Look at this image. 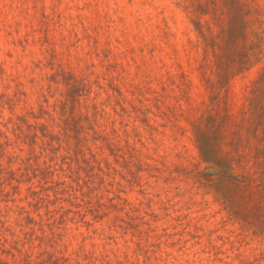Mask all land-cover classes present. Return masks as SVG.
I'll return each mask as SVG.
<instances>
[{
    "label": "rangeland",
    "instance_id": "374dc122",
    "mask_svg": "<svg viewBox=\"0 0 264 264\" xmlns=\"http://www.w3.org/2000/svg\"><path fill=\"white\" fill-rule=\"evenodd\" d=\"M241 2L264 27V0ZM221 7L0 0V264H264L194 140L212 56L193 22L218 31ZM263 66L219 106L238 112Z\"/></svg>",
    "mask_w": 264,
    "mask_h": 264
},
{
    "label": "trees",
    "instance_id": "16d2710c",
    "mask_svg": "<svg viewBox=\"0 0 264 264\" xmlns=\"http://www.w3.org/2000/svg\"><path fill=\"white\" fill-rule=\"evenodd\" d=\"M222 15L213 14L218 31L193 22L211 54V106L194 126L200 159L214 177L213 194L231 220L264 237V66L252 80L243 105L234 113L219 96L231 78L264 61V27L250 28L255 18L241 0H220ZM205 13V12H203ZM211 22V20L209 21ZM208 27V28H207ZM207 30V31H206ZM225 90V89H224ZM37 264H68L48 257Z\"/></svg>",
    "mask_w": 264,
    "mask_h": 264
}]
</instances>
